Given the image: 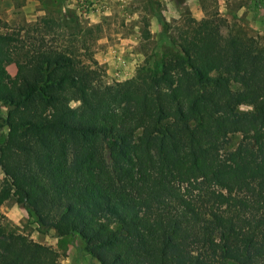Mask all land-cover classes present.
I'll return each mask as SVG.
<instances>
[{"label": "trees", "instance_id": "16d2710c", "mask_svg": "<svg viewBox=\"0 0 264 264\" xmlns=\"http://www.w3.org/2000/svg\"><path fill=\"white\" fill-rule=\"evenodd\" d=\"M70 19L0 17V206L97 264H264V44L217 10L185 14L167 53L107 81ZM58 259L0 211V264Z\"/></svg>", "mask_w": 264, "mask_h": 264}, {"label": "rangeland", "instance_id": "374dc122", "mask_svg": "<svg viewBox=\"0 0 264 264\" xmlns=\"http://www.w3.org/2000/svg\"><path fill=\"white\" fill-rule=\"evenodd\" d=\"M255 2L258 0H0V17L17 27L44 14L65 15L70 23V18L77 16L82 26L97 35L91 45L93 56L102 66L104 78L113 81L132 76L139 64H150L167 53L171 45L162 40L164 34L172 32L185 14L199 18L217 10L227 19L223 32L242 30L264 44V0ZM248 14L252 17H246ZM7 70L14 74V63L7 64ZM127 70L131 73L125 74ZM248 108L247 104L238 106L239 110ZM5 111L6 106L0 103V117ZM239 139V133L231 134L226 147L233 148ZM0 211L7 228L57 250L59 264H97L84 252L78 237L58 236L50 228L39 230L13 197L3 202Z\"/></svg>", "mask_w": 264, "mask_h": 264}, {"label": "crops", "instance_id": "0c3cea01", "mask_svg": "<svg viewBox=\"0 0 264 264\" xmlns=\"http://www.w3.org/2000/svg\"><path fill=\"white\" fill-rule=\"evenodd\" d=\"M246 17H252L250 14H248ZM111 68V67H110ZM131 73V71L130 70H127L126 72H125V74H130Z\"/></svg>", "mask_w": 264, "mask_h": 264}]
</instances>
